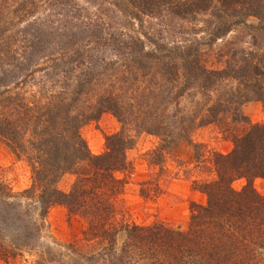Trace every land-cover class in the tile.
<instances>
[{
	"label": "trees",
	"instance_id": "1",
	"mask_svg": "<svg viewBox=\"0 0 264 264\" xmlns=\"http://www.w3.org/2000/svg\"><path fill=\"white\" fill-rule=\"evenodd\" d=\"M125 2L115 4V8L132 27L133 21L143 27V16L163 24L165 20L196 21L208 15L209 35L207 40L172 46L151 42L152 49L141 38L125 40L127 34L120 32V37L113 38L111 50L115 56H123L124 69L132 68L125 72L109 64L103 67L104 72L95 73L98 66L88 64L95 54L89 51L83 55L81 50L91 44L102 47L99 42L106 41L105 28L75 30L65 33L63 40L60 36L57 42L49 37L51 34L40 37L41 29L36 30L39 35L32 34L30 27L23 31L30 38L22 57L25 62L18 67L20 73L42 55L48 59L56 55V71L61 64H87L70 98L65 89L57 98L25 105L9 95L3 99V108L18 106L21 112L10 117L0 112V141L30 165L32 187L26 193L40 191V216L52 206L63 205L87 224L80 240L64 245L65 251H59L58 257L48 248L47 257L51 264H264V196L254 188L255 180H264V125L249 124L241 115V106L246 102L264 105V0ZM241 25L253 32L254 50H244L239 56L236 50L219 49L215 51L217 63L223 62L224 67L218 68L210 59L214 44ZM128 28L124 25L123 29ZM144 36L151 41L147 34ZM203 46L208 50H202ZM12 60L18 59L14 56ZM4 73L0 85L20 75L13 70ZM104 77L109 80L104 81ZM95 78L103 80L102 86L93 82ZM229 80L237 83L236 88L224 90L212 100L211 93ZM139 82H144V87ZM182 98L186 105L181 108L177 105H181ZM84 104L87 106L82 108ZM105 113L118 119L121 131L106 136V151L94 155L80 128ZM211 124L224 126L233 149L227 154H213L214 178L193 182L207 201L191 204L187 227L129 222L117 200L126 185L118 174L129 169L126 152L135 144L132 132L161 139V154H155L160 164L165 149L189 142L196 128ZM67 173L73 174L75 181L65 193L57 189L56 183ZM238 180L245 181L241 190L233 187ZM7 190L0 182V240L6 223H14L15 228V236L9 240L12 248L0 243V258L5 260L32 235L27 212L5 202V196L10 195ZM41 259L40 264H45L46 255Z\"/></svg>",
	"mask_w": 264,
	"mask_h": 264
},
{
	"label": "rangeland",
	"instance_id": "2",
	"mask_svg": "<svg viewBox=\"0 0 264 264\" xmlns=\"http://www.w3.org/2000/svg\"><path fill=\"white\" fill-rule=\"evenodd\" d=\"M123 3L126 4L125 0H0V76L3 77L4 72L10 70L20 73L18 67L25 62L22 57L25 56L26 41L30 38V34L23 31L27 28L30 30L29 27L32 34H38L36 30L41 29L40 37L51 34L49 37L54 38L56 42L60 36L63 40L65 33L70 34L75 30H97L98 26L105 28L106 35L103 36L106 41L99 42L102 47L91 44L90 49L82 47L81 50L83 55H87L89 51L95 54L92 61L87 59L90 60V63L87 61L88 64L94 63L98 66L95 68V73L104 72V68L109 64H116L125 72H129L132 68L124 69L121 66L123 56H115L111 50L114 44L113 38L120 37V32L127 34L125 40L141 38L152 49L153 42L168 43L172 46L194 40L199 42L208 38L209 34L206 30L209 26L208 15H201L196 21L174 19L165 20L163 24L159 19L143 16L141 17L143 27L139 26L137 21H133L134 27H132L127 23L130 20L115 8V4ZM124 25L125 28L129 26L131 28L125 30ZM145 34L151 41L145 38ZM254 44L256 43L253 32L243 25L238 26L214 44L210 59L216 62L215 66L223 68V62L217 63L215 51L226 47L236 50L240 56L244 50L246 52L250 49L254 50ZM202 48V50H208L207 46ZM45 52L48 54L50 47ZM14 56L18 60L13 61ZM55 57L56 55L48 59L42 55L25 67L17 79L1 84L0 112L10 114L7 117L14 112H21L18 106L7 110L3 108V99L9 95L16 98L17 103L25 105L47 102L57 98V95L65 89L67 98H70L73 86L79 84L80 73L84 71L87 64H66L65 67L61 64V69L56 71ZM74 66L76 69L72 72ZM62 68H66L67 71H63ZM110 73L109 70L108 74ZM106 79L109 80L107 77L103 80ZM103 80L99 81L95 78L93 82L101 85ZM139 84L144 87V82ZM67 85L69 89L66 88ZM236 85L237 83L232 80L222 83L211 93L210 98L215 100L219 93L235 89ZM180 100L181 105L177 106L182 108L186 102L183 98ZM81 106L85 108L87 104ZM241 115L242 120L249 124L264 125V105L259 101L243 104ZM224 130V126L217 124L196 128L189 142H182L165 149L164 156L160 158V164L155 154H161V151H158L162 144L161 139L144 132H132L135 136V144L126 152L129 169L118 174V177L126 182L125 189L117 200L119 208L127 214L126 219L138 225L162 222L185 229L190 221L191 204H205L207 201L206 195L196 190L193 182L214 178L211 163L213 154H227L233 149L232 141ZM120 131L121 123L111 113H105L98 120L90 121L80 128L82 138L94 155H101L106 151V136ZM32 177L31 167L27 161L24 158L18 159L5 142L0 141V182L5 184L7 192L10 193L8 197L5 196V202L17 204L22 212H27L25 216L28 218L30 232H32L30 238L23 243L25 245L19 247L15 255H11L7 260L0 258V264H40L41 258L45 255L47 260L43 259V263L51 264L52 261L46 253L48 248L53 249V255L57 254L58 257L59 251H65L64 245L83 237L82 233L87 227L85 220L78 215L70 214L63 205L52 206L43 216H40V191L26 193L32 187ZM74 181L75 176L67 173L58 180L56 187L68 193ZM244 185V180H238L234 182L233 187L241 190ZM254 188L259 195L264 196L263 179L255 180ZM6 225V228H1L3 238L0 243L12 248L9 240L11 236H15L14 223L8 222Z\"/></svg>",
	"mask_w": 264,
	"mask_h": 264
}]
</instances>
